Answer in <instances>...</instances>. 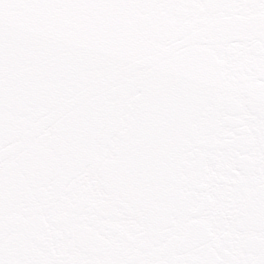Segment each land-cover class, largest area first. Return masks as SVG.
Returning a JSON list of instances; mask_svg holds the SVG:
<instances>
[{
  "label": "snow or ice",
  "instance_id": "1",
  "mask_svg": "<svg viewBox=\"0 0 264 264\" xmlns=\"http://www.w3.org/2000/svg\"><path fill=\"white\" fill-rule=\"evenodd\" d=\"M0 264H264V0H0Z\"/></svg>",
  "mask_w": 264,
  "mask_h": 264
}]
</instances>
